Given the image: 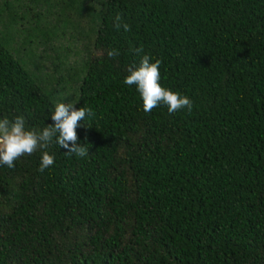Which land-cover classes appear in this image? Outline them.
Wrapping results in <instances>:
<instances>
[{
  "label": "trees",
  "instance_id": "16d2710c",
  "mask_svg": "<svg viewBox=\"0 0 264 264\" xmlns=\"http://www.w3.org/2000/svg\"><path fill=\"white\" fill-rule=\"evenodd\" d=\"M136 47L190 113L144 112ZM57 102L89 153L0 164V264H264V0H0V119Z\"/></svg>",
  "mask_w": 264,
  "mask_h": 264
},
{
  "label": "clouds",
  "instance_id": "9594fccd",
  "mask_svg": "<svg viewBox=\"0 0 264 264\" xmlns=\"http://www.w3.org/2000/svg\"><path fill=\"white\" fill-rule=\"evenodd\" d=\"M113 27L124 32L131 30V26L122 22V18L116 15L113 19ZM133 51L140 56L139 65H131L127 69L123 83L128 86L135 85L139 93L142 107L145 113H150L160 104L167 106L169 113L187 109L190 113L193 108L192 100L186 95H181L163 87L159 81L161 61L152 62L151 57L143 53L142 47H136ZM106 55L115 58L120 55L116 48H109ZM73 102H57L54 110L50 111L52 123L46 124L42 130L26 129L23 116L13 119L7 117L0 119V164L8 168L15 166L14 162L22 155H31L36 150L42 151L39 169L49 168L55 163L54 156L46 149L55 142L64 148L67 153L77 157H85L89 152L84 144L78 142L76 128L80 121L86 117H94L95 113L90 107H73Z\"/></svg>",
  "mask_w": 264,
  "mask_h": 264
}]
</instances>
